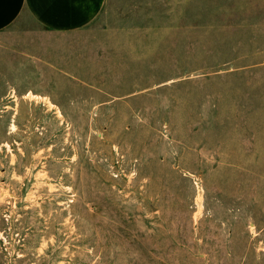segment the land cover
<instances>
[{"label":"rangeland","instance_id":"374dc122","mask_svg":"<svg viewBox=\"0 0 264 264\" xmlns=\"http://www.w3.org/2000/svg\"><path fill=\"white\" fill-rule=\"evenodd\" d=\"M0 264H264V0L0 31Z\"/></svg>","mask_w":264,"mask_h":264},{"label":"crops","instance_id":"0c3cea01","mask_svg":"<svg viewBox=\"0 0 264 264\" xmlns=\"http://www.w3.org/2000/svg\"><path fill=\"white\" fill-rule=\"evenodd\" d=\"M105 0H0V31L28 17L48 31H71L87 25Z\"/></svg>","mask_w":264,"mask_h":264}]
</instances>
